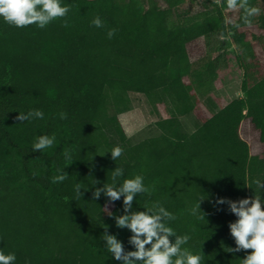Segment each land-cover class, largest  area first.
Wrapping results in <instances>:
<instances>
[{
	"label": "trees",
	"instance_id": "1",
	"mask_svg": "<svg viewBox=\"0 0 264 264\" xmlns=\"http://www.w3.org/2000/svg\"><path fill=\"white\" fill-rule=\"evenodd\" d=\"M260 1L249 4L257 7ZM61 3L70 5L67 17L44 29L35 24L16 28L0 17V250L14 253L15 264H122L101 237L107 226V234L122 241L125 251L134 250L129 230L117 228L112 218L124 214L123 197L115 202L103 192L97 200L92 197L95 188L112 183V171L120 167L124 174L118 184L141 175L151 189V195L136 197L134 211L158 202L177 216L169 226L191 236L186 246L203 253L202 264H241L251 250L227 252L236 247L228 226L237 218L227 204L215 201L250 198L249 186L264 199V190L253 183L264 182V158L251 156L239 134L247 119L264 145V76L254 77L247 61L253 57L250 43L235 34L248 27L243 9L227 25L226 0L219 5L203 0L198 13L181 8L180 0ZM97 16L101 28L92 24ZM252 25L264 31V15L252 18ZM110 29L116 30L111 39ZM213 34L241 46L244 68V97L218 109L209 96L216 59L195 61L188 50ZM129 93L145 96L152 107L163 104L168 112L154 123L157 135L136 143L118 119L129 110ZM197 102L211 113L187 132L181 118ZM33 110L42 111L43 119L34 112L24 122L16 119ZM43 135H55L54 145L34 152ZM116 146L124 151L113 161L110 152ZM62 173L68 178L53 183ZM200 199L205 220L190 214ZM106 204L110 213L104 214Z\"/></svg>",
	"mask_w": 264,
	"mask_h": 264
},
{
	"label": "clouds",
	"instance_id": "2",
	"mask_svg": "<svg viewBox=\"0 0 264 264\" xmlns=\"http://www.w3.org/2000/svg\"><path fill=\"white\" fill-rule=\"evenodd\" d=\"M219 5V0H215ZM228 10L237 11L243 9V23L252 26V18L261 14V9L249 4V0H226ZM70 11V5H62L61 0H0V17L5 23L16 28H25L36 25L40 29L46 28L57 19H64ZM93 26L101 28L104 26L97 16L92 21ZM64 26H67L65 20ZM239 27V25H237ZM115 29H110L107 33L111 39L115 34ZM223 38V37H222ZM35 113L38 119H43V112L33 110L26 116L19 113L16 119L20 122L29 120V116ZM61 119H66L64 113L60 114ZM55 135H43L37 138L33 144V151H43L51 148L55 143ZM123 148L114 147L110 154L113 161L123 155ZM66 160L71 161L68 151L64 152ZM123 169L120 167L112 171V183H104L103 188H95L92 193L94 200L99 199L101 192L105 194L109 202H115L123 197V215L113 216L115 225L119 229H128L131 233L128 243L134 250L125 251L122 241L116 236L108 235V228L105 227L101 239L105 242L106 250L112 258L122 264H202L203 253L194 254L188 245L191 236L188 234L178 235L169 226L175 221L177 216L166 210L158 202L146 211H134L133 204L138 195H151V189L144 184V178L136 175L131 179H124L118 184L119 178L123 176ZM68 178L66 173L53 177L52 182H63ZM99 182L97 181V184ZM253 183L259 189H264V182L256 179ZM81 186L76 184L77 197L83 195ZM200 199L191 210L190 214L200 220H205V213L200 210ZM218 205L227 204L229 211L237 218L234 223L229 224L231 237L234 239L235 248L227 247V252H248L245 258L241 259V264H264V199L255 195L251 198L240 199L238 201L218 198L215 201ZM108 205H105L107 210ZM110 213V212H109ZM112 216V215H110ZM174 238V242L173 239ZM14 253L5 254L0 250V264H15Z\"/></svg>",
	"mask_w": 264,
	"mask_h": 264
},
{
	"label": "rangeland",
	"instance_id": "3",
	"mask_svg": "<svg viewBox=\"0 0 264 264\" xmlns=\"http://www.w3.org/2000/svg\"><path fill=\"white\" fill-rule=\"evenodd\" d=\"M180 7H188L192 13L201 11V2L203 0H180ZM159 5L164 7L163 2ZM257 7L261 9L264 15V2L260 1ZM239 11H224V19L227 25L235 23L239 17ZM175 15L172 14V18ZM244 34V40L250 43L253 57H247L251 63L250 71L254 77L264 76V31L257 25L240 28L235 31ZM190 57L197 61L208 56L216 59L217 78L213 83V90L209 94L212 104L215 108H222L236 98L244 97L241 92V82L244 77V68L240 63L241 46L235 44L233 38L228 37L221 40L220 37L213 34L208 39H200L188 46ZM184 82H188L184 78ZM129 110L118 116L119 122L131 143H136L145 138L158 134L154 123L160 119L168 117V112L163 104H157L152 107L147 98L141 94L129 93ZM211 104V105H212ZM210 111L205 103L197 102L196 109L186 117L181 118L183 127L187 132L194 129L196 123H202L210 116ZM240 137L248 144L251 156L264 158V145L260 143L257 131L252 127L249 120L244 119L239 129ZM254 186H249L250 198L255 196ZM264 190V189H263ZM109 208L104 209V214L109 212Z\"/></svg>",
	"mask_w": 264,
	"mask_h": 264
}]
</instances>
